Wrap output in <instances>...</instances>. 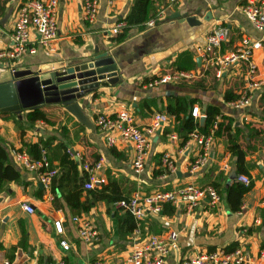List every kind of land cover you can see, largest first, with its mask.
<instances>
[{"label":"crops","instance_id":"1","mask_svg":"<svg viewBox=\"0 0 264 264\" xmlns=\"http://www.w3.org/2000/svg\"><path fill=\"white\" fill-rule=\"evenodd\" d=\"M25 1L0 0V48L12 44L14 14ZM246 1L180 0L162 16H156L167 0H149V16L145 27L140 28L138 25L128 26L123 20L130 12L133 0H113L112 3L98 0L93 22L83 18V0H58V34L52 48H44L38 43L37 36L33 37L31 44L35 53H26L9 64L0 63V80L7 79L10 70L32 63L52 64L60 70L86 62L92 59L94 49L98 47L101 52L108 50L116 60L119 81L111 85L100 80L97 87L74 100L91 126L77 120L62 102L39 105L46 120L28 123L23 119L26 127L23 133L15 125L11 112L0 113V145L5 149L9 163L20 173L19 182H6L0 189V261L9 259L11 264H30L32 261L46 264L62 259L65 264H90L101 259L105 264H126L135 236L131 233L128 214L114 206V202L107 204L100 193L96 196L88 193L83 187L87 176L83 165L103 158V166L97 174L103 175L106 181L90 190L106 188L102 194L110 192L121 198L129 197L135 191L149 193L187 183L224 187L238 176L234 157L227 149L229 135H232L246 153L251 181L240 209L230 211L224 197L215 208L210 207L207 199L193 210L168 204L166 210L170 213H163L162 208L157 214H149L144 219L143 228L153 234L177 231L176 246L168 254L166 264H177L197 252L230 246H244L251 260L264 264V258H259L264 252V86L253 93L246 108H231L225 98L236 96L244 84L245 65L239 62L229 66L217 77L216 68L197 62L195 52L196 44L203 42L220 23L230 32L228 40L221 45L222 52L234 48L242 36L261 42V47L253 53V60L258 74L264 78V32L257 30L241 12L239 7ZM174 11L195 16L199 23L192 25L178 18L169 19ZM153 17L155 23L148 26L147 22ZM121 21L125 26L113 33L112 28ZM191 60L195 61L194 67L190 66ZM177 63L187 65L183 70H193L195 76L152 87L145 85L151 78L177 70ZM172 97H180L187 103L186 114L191 106L198 105L201 116L197 121L200 125L204 124L205 107L213 105L220 111L215 116L219 128L214 133L209 158L194 175L189 173V163L196 158L200 145L193 140L186 144L177 132L179 121L166 109L168 104H174ZM123 106L131 112L134 123L142 128L151 124L155 113H166L170 117V121L158 128L152 137L146 164L138 174L131 167L133 143L117 139L109 145L105 134L95 126L98 113L114 114ZM186 114L180 112L179 116ZM171 134L176 138L172 139ZM46 139L45 147L43 142ZM30 143L39 144V154L45 147L50 164L58 170H61L67 153L80 171L84 169L80 179L82 201L88 208L86 212L71 215L63 197L52 190L53 178L49 186H42L35 172L14 162L13 150L29 153L25 144ZM165 152L171 155L175 165L173 171L162 162ZM232 172H235V178H232ZM23 203L30 204L33 212L24 210ZM76 215H88L94 219L99 230L97 242L80 240L72 221ZM58 219L63 223L62 233L55 230L54 221ZM22 232L27 249L18 245ZM60 240L69 244L68 249L61 246Z\"/></svg>","mask_w":264,"mask_h":264},{"label":"built area","instance_id":"2","mask_svg":"<svg viewBox=\"0 0 264 264\" xmlns=\"http://www.w3.org/2000/svg\"><path fill=\"white\" fill-rule=\"evenodd\" d=\"M180 0H167V3L160 8L156 16H162L169 8ZM110 3L113 0H109ZM57 6L58 0H26L16 10L13 19L11 32L12 44L6 48H0V63L12 62L26 53H35L36 49L31 44L33 37L37 36V41L44 48L51 49L52 42L58 34L57 27ZM241 12L253 24V26L264 32V0H247L240 5ZM98 10V0H83L82 15L88 22H93ZM155 23V17L147 22L148 26ZM125 26L123 21L117 23L112 32L116 33L119 28ZM230 32L225 25L217 26L204 38V41L196 44L195 52L201 62L207 66L216 68V76L220 77L224 69L229 66L242 62L245 65L244 84L240 87L236 98L228 101L231 108H246L253 98V93L264 86V78L258 74V69L253 60V53L261 47L259 40H253L248 36H242L238 44L228 51H221V45L227 41ZM11 69V65H9ZM195 76L193 70H174L154 77L145 82L148 87L162 83L178 82L190 79ZM191 115L197 119L201 116L198 105H193ZM204 116V115H202ZM170 121L166 113H155L151 124L146 127H139L134 123L131 112L123 106L114 114L104 112L98 113L95 119V126L105 134L106 141L113 145L117 139L128 140L133 143L134 156L131 167L134 173H140L146 164L147 157L152 143V137L156 130L164 123ZM218 127L216 118L208 133H201L194 129L188 134L184 141L186 144L190 140L200 145L199 153L196 158L189 163V173L195 174L197 170L205 165L211 153L214 141V133ZM172 139L176 138L171 134ZM13 160L19 166L33 171L37 174L42 186H49L52 178L57 174L58 169L52 166L47 158L46 148L40 149L38 158H33L26 150L16 149L12 152ZM162 162L169 170H175V165L171 155L163 153ZM103 166V158L96 162L83 165L86 170V179L83 187L94 189L96 185L103 184L106 179L97 172ZM237 179L248 185L250 178L240 174ZM51 197V195H50ZM208 200L211 208H215L220 203V196L211 184L187 183L173 189L154 190L149 193L135 191L131 196L121 198L113 204L130 213L135 222L134 244L126 259V264H166L168 254L175 248L178 233L175 230H166L160 234L143 232V222L149 214L161 212L164 204L182 205L187 210H193L201 205L204 200ZM264 204V199L262 200ZM22 207L27 212H33L34 208L30 204L23 203ZM72 221L76 224L77 235L81 241L95 243L99 239L98 226L94 219L88 215L73 216ZM57 233L63 232L62 220L54 221ZM64 249H68L69 244L65 240H60ZM260 259L264 258V252L260 253ZM0 264H11L9 259H3ZM30 264H38L36 261ZM46 264H65L60 260L48 261ZM90 264H105L103 260H94ZM177 264H256L247 256V248L236 246L232 249L219 247L214 250L201 251L190 255L188 258L181 259Z\"/></svg>","mask_w":264,"mask_h":264},{"label":"trees","instance_id":"3","mask_svg":"<svg viewBox=\"0 0 264 264\" xmlns=\"http://www.w3.org/2000/svg\"><path fill=\"white\" fill-rule=\"evenodd\" d=\"M151 2L149 0H133V4L131 5L130 12L126 15L123 19L126 21L128 26L130 25H138L140 28H144V23L149 16V12L151 9ZM122 38V37H121ZM190 66H195V61L191 60ZM188 66L183 64L177 63V70L186 69ZM152 79V78H151ZM147 82V81H146ZM237 96V95H236ZM236 96L229 98L226 97L225 100H230L236 98ZM182 98L180 97H172L171 100H174V104H168L166 109L169 114H172L176 117L179 121V124L176 127L177 132L181 135L182 139L185 141L188 138V134L197 129L201 133H208L209 128L212 122L215 119V116L219 114L218 107L213 105H209L205 107V120L204 124L200 125L197 119H195L191 115V108L188 114L187 112V103L185 101H181ZM182 112L186 114V116L180 117L179 113ZM7 114L8 112H0ZM14 117V123L17 128L23 133L24 129L26 128L23 119L28 123H34L38 119L46 120L45 113L40 110L39 106L34 108L22 109L19 112H11ZM219 128V122H218ZM217 131V130H216ZM47 139L43 142V146L46 147ZM29 153L33 156V158L39 157V144L37 143H30L25 144ZM227 149L231 152L232 157H234V164H235V172L237 175L243 174L249 176L248 164L245 160V151L242 150L234 139V136L229 135ZM68 153L63 157L62 160V167L61 170H58L57 174L53 177L52 181V190L58 192L59 195L63 197L66 201L69 212L71 215H75L80 213L81 211H87L88 208L85 205L84 201H82L83 197V189L81 188V176L84 174L83 171H80L77 167L76 162L68 158ZM85 172V171H84ZM10 181H20V173L9 163L8 156L5 149L0 145V189L3 188L4 183ZM216 191L218 192L220 199L222 197L225 198L227 205L230 211H237L240 209L242 204V197L244 193H246L251 187V181L248 185L244 184L238 179L233 180L231 183L226 184L224 187H219L217 184L212 185ZM106 188H102L100 190H88V193L96 196L100 193L101 199H103L107 204L111 202H115L119 200L121 197L111 194L110 192H106ZM168 204L163 205V213H170L166 210ZM57 206L59 204L57 203ZM130 219V226L132 230V234L134 233L135 222L133 217L130 213L126 212ZM264 217V210L262 211ZM144 227V225H143ZM143 232H147L143 228ZM25 234L22 232L21 237L19 239L18 245L27 249L26 245L24 244ZM236 247V246H235ZM234 246H230L227 249H232Z\"/></svg>","mask_w":264,"mask_h":264},{"label":"water","instance_id":"4","mask_svg":"<svg viewBox=\"0 0 264 264\" xmlns=\"http://www.w3.org/2000/svg\"><path fill=\"white\" fill-rule=\"evenodd\" d=\"M174 18L192 25L199 23L195 16L182 15L179 11L169 15V19ZM197 62H200L199 58ZM100 80L114 85L119 76L116 60L108 50L101 52L98 47L94 49L91 60L60 70L52 64L19 66L9 71L7 79L0 80V112H19L45 103L62 102L77 120L91 126L74 100L97 87ZM235 177V172H232V178Z\"/></svg>","mask_w":264,"mask_h":264},{"label":"rangeland","instance_id":"5","mask_svg":"<svg viewBox=\"0 0 264 264\" xmlns=\"http://www.w3.org/2000/svg\"><path fill=\"white\" fill-rule=\"evenodd\" d=\"M146 30H148V29H146ZM146 30H145V31H146Z\"/></svg>","mask_w":264,"mask_h":264}]
</instances>
